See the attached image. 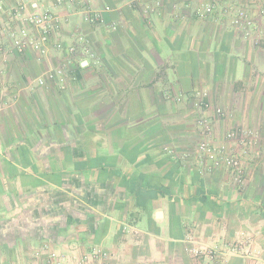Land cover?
<instances>
[{
  "label": "crops",
  "instance_id": "obj_1",
  "mask_svg": "<svg viewBox=\"0 0 264 264\" xmlns=\"http://www.w3.org/2000/svg\"><path fill=\"white\" fill-rule=\"evenodd\" d=\"M53 7L61 39L86 36L92 56L0 57V264H78L92 248L104 264H264V2ZM64 63L63 81L46 79ZM200 92L215 145L240 126L260 133L242 185L198 150Z\"/></svg>",
  "mask_w": 264,
  "mask_h": 264
},
{
  "label": "built area",
  "instance_id": "obj_2",
  "mask_svg": "<svg viewBox=\"0 0 264 264\" xmlns=\"http://www.w3.org/2000/svg\"><path fill=\"white\" fill-rule=\"evenodd\" d=\"M66 0H0V57L6 59L12 54H23L28 51L47 54L49 51L67 52L71 57L78 54L92 56L90 40L79 34L72 43H66L62 37L64 21L54 12V2L62 5ZM264 2V0H262ZM217 3L211 2L201 7L197 15L204 19L214 14ZM109 10V9H107ZM264 13V8H263ZM93 22H102L96 15ZM253 25L246 11H239L233 20V26L241 30L246 39L252 36L250 27ZM70 69L69 63H64L57 69L47 72L46 79L51 81L58 77L64 80L65 73ZM46 79L38 80L40 86ZM207 93L197 94L196 107L200 111L198 127L203 140L198 145L199 152L210 165L209 171L214 169L227 170L236 185H242L244 181L243 156L246 155L260 138V133L243 126L234 128L226 133L225 142L222 145L213 143L214 128L205 115L210 109L207 101ZM182 95H178L177 101H182ZM218 115H223L222 109H217ZM231 143V144H230ZM235 247L234 250H236ZM107 253L100 248H92L84 253L78 260V264H104Z\"/></svg>",
  "mask_w": 264,
  "mask_h": 264
}]
</instances>
